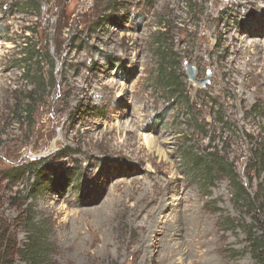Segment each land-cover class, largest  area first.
<instances>
[{
    "label": "rangeland",
    "instance_id": "374dc122",
    "mask_svg": "<svg viewBox=\"0 0 264 264\" xmlns=\"http://www.w3.org/2000/svg\"><path fill=\"white\" fill-rule=\"evenodd\" d=\"M254 41L264 0H0V235L40 264H258Z\"/></svg>",
    "mask_w": 264,
    "mask_h": 264
},
{
    "label": "trees",
    "instance_id": "16d2710c",
    "mask_svg": "<svg viewBox=\"0 0 264 264\" xmlns=\"http://www.w3.org/2000/svg\"><path fill=\"white\" fill-rule=\"evenodd\" d=\"M169 80V79H168ZM61 152V151H60ZM46 159H43V161H36L32 162L30 165H27L20 169H15L12 171V177L18 181V179H21L24 175L29 174L30 171L34 172L39 169V174L43 176L45 171H48V168L46 166L41 167L44 165V161ZM54 183V181H53ZM251 243L256 244V251L254 254V257L258 264H264V242H255L253 239H250ZM17 246L15 243L12 242L11 239L6 238V234L0 235V264H14V257L16 255H23V251L16 249ZM40 252H37L36 249H33L31 245H29L28 248H26L25 254L28 259L31 260V264H40L38 258L35 256L39 255ZM23 255V256H24Z\"/></svg>",
    "mask_w": 264,
    "mask_h": 264
},
{
    "label": "bare ground",
    "instance_id": "6f19581e",
    "mask_svg": "<svg viewBox=\"0 0 264 264\" xmlns=\"http://www.w3.org/2000/svg\"><path fill=\"white\" fill-rule=\"evenodd\" d=\"M247 34V33H246ZM249 35H251V36H254V32H251V33H248ZM256 37V36H255ZM258 37V36H257ZM259 41H254V42H252L251 44H249L250 46L248 47V46H246L245 48L246 49H254V50H258V49H260V48H263L264 49V44H263V47L261 46H259ZM232 54H235V55H238V51L237 50H233L232 52H231ZM238 57V56H237ZM252 60V59H251ZM253 62V61H252ZM251 65V64H250ZM239 68V67H238ZM252 70H254L253 68H251V71ZM262 82H264V70H261L257 75H254L253 74V77L251 78V79H249L248 81H247V83L249 84V85H260ZM245 85V84H244ZM262 87V86H261ZM146 206H143L142 207V209H141V212H145L146 211ZM95 240V239H94ZM90 246H93L94 244L93 243H91V244H89ZM89 245H86V246H89ZM105 249V248H104ZM84 250V249H83ZM85 251V250H84ZM86 252V251H85ZM105 252L103 251V254H104ZM67 257H69V256H67ZM66 256H64V258L62 259V261L60 262V264H73L74 262H75V258L74 257H72V256H70V258H67Z\"/></svg>",
    "mask_w": 264,
    "mask_h": 264
},
{
    "label": "water",
    "instance_id": "95a60500",
    "mask_svg": "<svg viewBox=\"0 0 264 264\" xmlns=\"http://www.w3.org/2000/svg\"><path fill=\"white\" fill-rule=\"evenodd\" d=\"M187 69L189 71V78H190V80L195 81V70H194V68L188 67ZM209 75H210V73H209ZM206 83H208V81H204V82L202 81V83H200V84L202 86H204V85H206Z\"/></svg>",
    "mask_w": 264,
    "mask_h": 264
}]
</instances>
